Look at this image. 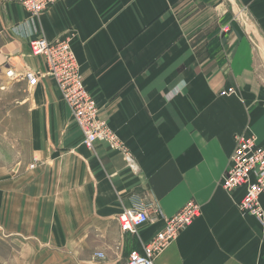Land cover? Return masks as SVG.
<instances>
[{
  "label": "crops",
  "instance_id": "obj_1",
  "mask_svg": "<svg viewBox=\"0 0 264 264\" xmlns=\"http://www.w3.org/2000/svg\"><path fill=\"white\" fill-rule=\"evenodd\" d=\"M39 36L70 40L137 170L122 149L85 146L31 51ZM8 62L42 77L20 101L29 158L0 163V264H127L190 200L201 216L156 264H264V226L239 211L242 189L220 184L237 135L264 141V0H58L33 19L0 0ZM136 195L160 212L124 232L118 215Z\"/></svg>",
  "mask_w": 264,
  "mask_h": 264
},
{
  "label": "built area",
  "instance_id": "obj_2",
  "mask_svg": "<svg viewBox=\"0 0 264 264\" xmlns=\"http://www.w3.org/2000/svg\"><path fill=\"white\" fill-rule=\"evenodd\" d=\"M29 14L37 18L46 12L58 0H18ZM31 51L45 60L46 75L54 79L63 99L70 107L74 120L84 136L87 148H96L98 144H107L124 151L125 159L131 168L137 170L133 155L127 150L109 120L100 115V108L91 90L86 86L77 55L68 39L50 41L45 36L31 40ZM7 75L12 78L22 76L28 84H38L42 73L32 70L20 73L14 64H7ZM234 87L224 89L221 94L229 95ZM221 186L229 193L243 190L237 202L239 211L256 217L264 226V141L259 142L255 135L241 133L236 137V147L229 158V164L220 180ZM152 212L160 209L145 202L139 195L132 198L130 206L118 215L124 232L136 233L137 228L150 222ZM201 206L190 200L180 211L164 218L163 228L143 246V250H133L127 264H156L157 258L174 242L182 229L190 226L201 216ZM98 256L104 257L102 252Z\"/></svg>",
  "mask_w": 264,
  "mask_h": 264
},
{
  "label": "rangeland",
  "instance_id": "obj_3",
  "mask_svg": "<svg viewBox=\"0 0 264 264\" xmlns=\"http://www.w3.org/2000/svg\"><path fill=\"white\" fill-rule=\"evenodd\" d=\"M35 87L36 85L28 84L22 76L9 77L7 63L2 64L0 68V163L19 162L29 158V146L26 142L22 143L20 127L21 123L27 122L28 115L25 111H21L20 101L26 94L34 93Z\"/></svg>",
  "mask_w": 264,
  "mask_h": 264
},
{
  "label": "bare ground",
  "instance_id": "obj_4",
  "mask_svg": "<svg viewBox=\"0 0 264 264\" xmlns=\"http://www.w3.org/2000/svg\"><path fill=\"white\" fill-rule=\"evenodd\" d=\"M26 71H28V69Z\"/></svg>",
  "mask_w": 264,
  "mask_h": 264
}]
</instances>
